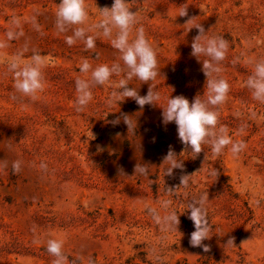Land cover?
<instances>
[{
    "label": "rangeland",
    "instance_id": "1",
    "mask_svg": "<svg viewBox=\"0 0 264 264\" xmlns=\"http://www.w3.org/2000/svg\"><path fill=\"white\" fill-rule=\"evenodd\" d=\"M59 2L0 0V41L8 44L0 49V264H53L49 239L63 242L67 264H264V104L245 86L253 62L264 59V0H135L131 7L140 12L164 76L156 84L162 99L143 109L132 99L109 105L112 87L97 86L80 112L75 81L90 76L80 73L82 60L93 67L123 62L94 29L88 32L94 49L83 41L69 46L72 32L56 28ZM113 3L86 0L89 27L101 18L98 9ZM181 6L198 17L190 27L203 25L229 42L219 77L230 91L218 111L231 139L247 145L238 155L225 149L217 156L204 146L206 160L190 149L180 156L184 145L176 124L162 122L160 107L168 97L183 95L191 103L203 95L206 81L202 64L191 55L198 30L183 27L188 17H179ZM13 20L19 22L15 29ZM10 30L24 35L9 41ZM33 50L47 58V86L35 101L15 91L8 70L14 57L30 62ZM129 83L147 94L148 84ZM123 115L136 122L133 131ZM117 118L120 123L113 124ZM170 147L184 168L167 176L163 157ZM17 160L22 170L14 174ZM138 163L149 166L147 176L135 173ZM184 174H196L187 187L180 184ZM204 193L213 228L204 241L208 252L190 244L195 228L186 207ZM164 201L180 215L175 230L163 231L148 212L156 208L163 216ZM230 238L234 245L226 246Z\"/></svg>",
    "mask_w": 264,
    "mask_h": 264
},
{
    "label": "clouds",
    "instance_id": "2",
    "mask_svg": "<svg viewBox=\"0 0 264 264\" xmlns=\"http://www.w3.org/2000/svg\"><path fill=\"white\" fill-rule=\"evenodd\" d=\"M131 3L127 0H114L111 8L104 7L98 9L100 19L89 27V12L86 0H60L56 12V28L59 32L71 31L72 35L66 37L69 46L77 41H83L86 49L95 48V37L88 35L91 30H96L97 35H102L110 40L111 45L120 54L119 62H113L111 66L101 64L93 67L87 59H83L79 67L82 75L89 76L88 79H76L77 98L75 101L76 111H84L93 100L92 89L97 86H111L108 104L121 103L126 99L134 100L143 109L146 105L156 107L162 97L157 90V79L162 75L159 70L157 52L146 37L145 30L140 24L139 10L133 11ZM179 17H188L183 27L188 28V32L193 28L198 30V34L193 37L191 55L202 64V72L206 77L204 93L198 94L193 102H189L183 95L170 96L166 99V106L162 109V122L166 126L175 123L177 126L178 139L184 145V153H190L197 158L202 152L207 159L204 146H208L214 155H221L225 149L233 155H238L244 151L247 145L243 141H233L229 136L226 125L219 122L220 113L218 109L224 105L228 99L230 85L227 80L220 78L221 62L226 59L229 42L223 36L210 35L211 30L206 31L203 25L196 24L190 27L198 19L196 16H189L188 10L180 7ZM14 29L19 26L17 20L11 22ZM139 25V26H138ZM7 40L20 39L23 31L10 30L7 32ZM8 47L6 41H0V49ZM205 59L201 60L200 58ZM45 56L35 50L30 57V62H25L20 56L12 58L8 63V70L14 76V88L22 97H28L35 101L39 94L45 91L47 86L44 71L46 67ZM254 63L252 75L245 81V86L251 91L254 100L264 104V59ZM113 77H121L114 80ZM164 77V76H163ZM133 79L148 84V92L141 96L135 87L130 86ZM15 99V96L13 97ZM123 122L127 125L129 132L136 128L129 116L123 115ZM119 124L117 118L112 122ZM243 132V128L240 130ZM93 135V134H92ZM99 149V146H98ZM102 150V149H101ZM172 148L163 157V164H168L167 176H172L174 170L183 169L184 161H181ZM40 168L47 170V164L41 163ZM14 174L22 170V161L12 163ZM149 166L138 163L135 173L147 176ZM199 173V172H198ZM196 173V174H198ZM196 174H184L180 177L182 187H187L189 181ZM212 175H217L213 171ZM181 187H177L179 189ZM169 193L175 192L168 188ZM209 200L208 193L202 194L198 199H193L186 205L189 219L193 222L195 231L191 233L190 244L192 247H202L204 252L210 251L204 241L212 238L210 235L213 228L208 219L206 202ZM171 201H164L162 204L165 214L161 216L156 208L149 207L148 212L155 222L159 224L163 231L175 230L180 224V215L169 209ZM234 245V239L230 238L226 246ZM47 251L54 257L53 264H67L68 257L63 252V242L56 239H49ZM91 264V261H90Z\"/></svg>",
    "mask_w": 264,
    "mask_h": 264
}]
</instances>
